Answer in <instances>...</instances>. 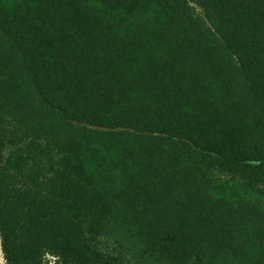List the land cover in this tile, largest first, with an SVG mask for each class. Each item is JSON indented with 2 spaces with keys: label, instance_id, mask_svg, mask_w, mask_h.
Returning <instances> with one entry per match:
<instances>
[{
  "label": "trees",
  "instance_id": "1",
  "mask_svg": "<svg viewBox=\"0 0 264 264\" xmlns=\"http://www.w3.org/2000/svg\"><path fill=\"white\" fill-rule=\"evenodd\" d=\"M5 264H264V0H0Z\"/></svg>",
  "mask_w": 264,
  "mask_h": 264
},
{
  "label": "rangeland",
  "instance_id": "2",
  "mask_svg": "<svg viewBox=\"0 0 264 264\" xmlns=\"http://www.w3.org/2000/svg\"><path fill=\"white\" fill-rule=\"evenodd\" d=\"M46 261L48 262V264H53L54 260L52 258H50L49 256H46ZM0 264H5L2 253H1V248H0Z\"/></svg>",
  "mask_w": 264,
  "mask_h": 264
}]
</instances>
